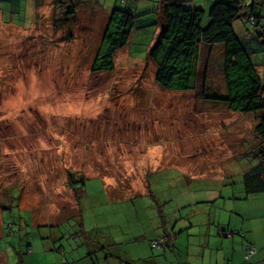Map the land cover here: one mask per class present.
I'll use <instances>...</instances> for the list:
<instances>
[{"label": "rangeland", "instance_id": "374dc122", "mask_svg": "<svg viewBox=\"0 0 264 264\" xmlns=\"http://www.w3.org/2000/svg\"><path fill=\"white\" fill-rule=\"evenodd\" d=\"M94 1L105 9L115 2ZM24 4H17L20 9L14 12L21 29L0 24V251L8 264H14L29 243L34 259L47 264L52 254L43 253L37 239L54 226L31 228L27 222L20 223L19 219L27 220L23 209L40 222L52 223L53 214L70 201L69 179L110 176L126 187L144 173L138 162L150 148L160 150L159 162L166 167L193 166L196 154L214 161L211 151L216 157L227 149L229 118L236 124L249 122L252 131L255 117L250 114L241 121L225 105L209 100L224 91L220 47L209 52L206 71L203 50L195 90L167 92L155 84L151 61L144 60L142 53L128 54V48L116 52L112 72L91 73L102 34L98 25L90 26L95 22L91 12L87 26L83 12L65 22L66 26L57 24L62 28H50L47 17L32 24L33 18L21 13ZM96 4L87 7L94 11ZM9 19L6 11L4 20L10 23ZM236 34L264 85V45L252 33ZM222 140H227L225 147L218 145ZM247 146L251 153L236 159V170L252 159L253 147L250 143L245 150ZM124 163L127 169L122 168ZM223 198L217 200L219 210ZM12 199H18L19 211ZM105 205L102 209L114 207ZM62 224L66 232L62 234L68 237L70 226L66 221Z\"/></svg>", "mask_w": 264, "mask_h": 264}, {"label": "crops", "instance_id": "0c3cea01", "mask_svg": "<svg viewBox=\"0 0 264 264\" xmlns=\"http://www.w3.org/2000/svg\"><path fill=\"white\" fill-rule=\"evenodd\" d=\"M21 1L25 4L24 12L20 11L33 18L32 24L44 17L50 18V28H62L63 25L57 24L66 22L62 9L55 7L54 0H0L2 26L10 24L21 29V23L14 15L17 8L20 9L17 4ZM58 1L77 5L76 14L71 18L76 19L78 14L85 12L86 15L82 16L86 26L93 14L95 22L90 26L98 25L101 28L99 32L103 31L112 7L132 13L135 16L134 29L125 48H128V54L142 53L144 60L161 28L159 0H115L109 9L99 8L94 0L80 3H76L77 0ZM215 1L192 0L191 7L206 12ZM247 2L244 0L249 8L246 11H261L264 15V0ZM89 4H96L94 11L88 9ZM6 11L11 15L10 23L4 20ZM14 18L16 22H13ZM233 29L242 35L249 33L243 20L234 22ZM134 41L139 45L134 46ZM134 47L136 52H132ZM229 114L237 115L241 121L250 115L230 111ZM257 117V114H252L255 119L252 120V131L249 122L236 124L229 118V125H226L229 126L227 149H221L222 153L216 157L211 151L210 158L214 161L196 154L193 166L179 163L178 166L166 167L159 162L161 152L155 154V148H150L138 162V169L141 172L145 169L144 173L142 176L137 174L126 187L114 182L110 176L92 175L83 178L77 193L68 191L69 203L67 207L51 213L56 218L52 223L38 221L28 209L22 210L27 214V220L20 219V222L24 225L27 222L31 228L54 226L43 239H37L40 240L39 246L43 245V253L52 254L47 264H59L60 250L66 251V259L76 264H264V188L248 190L243 183L244 174L259 163L260 145L253 133ZM225 142L222 140L218 145L225 147ZM250 143L252 159L249 158L236 170V159L250 155V148H244ZM122 166L123 169L129 167L125 163ZM139 179L144 180L140 182ZM261 180L264 183V176ZM200 185L206 188H199ZM224 187L229 188L224 190ZM223 195L225 198L219 210L217 200ZM227 201L229 204L225 205ZM103 203L106 204L104 207L114 206L117 210L114 207L112 211L102 209ZM62 209L66 211L65 215L60 212ZM63 221L67 225L70 224L67 221L72 222L67 228L71 231L68 237L62 234L66 233L63 232L65 227L61 226ZM226 232L231 236L224 235ZM160 237L168 246L152 249L150 241ZM248 246L254 247L256 254L245 261L244 252ZM31 251L29 248L25 252V263L43 264L34 259ZM0 264H8L2 252Z\"/></svg>", "mask_w": 264, "mask_h": 264}, {"label": "trees", "instance_id": "16d2710c", "mask_svg": "<svg viewBox=\"0 0 264 264\" xmlns=\"http://www.w3.org/2000/svg\"><path fill=\"white\" fill-rule=\"evenodd\" d=\"M90 1L77 0L76 3ZM191 3L192 0L158 1V10L162 16L161 28L149 46L146 56L154 66V82L161 90L167 92L195 90L203 50H206L204 56L207 60L209 52L220 47L219 65L224 91L210 97L209 100L225 105L230 112L258 115L253 133L260 145L259 163L244 174L243 183L248 190H262L264 188L261 180L264 176V85L252 61V56L246 51L233 29V23L243 20L246 30L252 27V31H247L264 45V15L261 11L256 13L246 11L248 7L244 0H217L206 12L200 8L191 7ZM54 5L62 9L66 22L76 14V4L69 5L54 0ZM121 9L123 8L112 7L107 15L100 45L90 67L93 74L112 72L116 52L129 45L135 16ZM207 61L204 63L205 71ZM205 82V80L202 81L203 84ZM70 174L68 172V179ZM82 184L83 178L80 176H74L73 179L68 180V188L76 193ZM14 201L15 208L19 211L18 199L11 200V202ZM2 234L1 231L0 239L3 237ZM29 248L30 245L25 244L22 255L25 256ZM22 255L17 256L14 264H26ZM58 261L59 264H76L66 259L63 250L59 251Z\"/></svg>", "mask_w": 264, "mask_h": 264}, {"label": "built area", "instance_id": "2783aa9c", "mask_svg": "<svg viewBox=\"0 0 264 264\" xmlns=\"http://www.w3.org/2000/svg\"><path fill=\"white\" fill-rule=\"evenodd\" d=\"M224 235L231 236V234H229L227 232ZM150 246H151V248H155V249L160 248L161 249V248L166 246V242L164 239H159V240L151 242ZM255 254H256V250L254 247H252V246L246 247L245 252H244V260L249 261L251 258H253L255 256Z\"/></svg>", "mask_w": 264, "mask_h": 264}, {"label": "bare ground", "instance_id": "6f19581e", "mask_svg": "<svg viewBox=\"0 0 264 264\" xmlns=\"http://www.w3.org/2000/svg\"><path fill=\"white\" fill-rule=\"evenodd\" d=\"M8 32H10V31H8ZM1 34H3V32H0ZM12 33V32H11ZM14 33H15V31H14ZM15 36V35H14ZM16 37V36H15ZM12 40V39H11ZM18 40V39H17ZM154 151V150H153ZM153 151L151 152V153H153ZM160 150L158 149V150H156L154 153L156 154V152L158 153Z\"/></svg>", "mask_w": 264, "mask_h": 264}]
</instances>
